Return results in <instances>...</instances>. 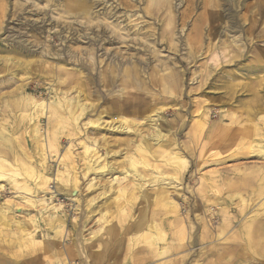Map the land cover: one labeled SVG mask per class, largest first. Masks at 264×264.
I'll return each instance as SVG.
<instances>
[{"label": "bare ground", "instance_id": "bare-ground-1", "mask_svg": "<svg viewBox=\"0 0 264 264\" xmlns=\"http://www.w3.org/2000/svg\"><path fill=\"white\" fill-rule=\"evenodd\" d=\"M24 1L30 4L32 8L30 12L37 14V12L43 11L44 15H48L52 28H58L60 22L77 23L78 20H86V30H92L91 26L92 28H95L93 27L95 25L96 28L102 26L111 34H117L118 38L124 41V38L131 34L124 35L125 33H123L127 31V28L129 29L130 25L128 26V24L136 22L135 25H132L133 28L135 27L132 36L136 40L143 41L144 32H141V20L144 18L154 20L153 16L160 13L158 16L164 15V21H167L164 32L173 34L175 30L172 0H147V5L142 9V13L138 9L133 12L129 1L120 0L118 6L126 8L120 15H112L105 8L97 10L94 1L64 0L58 2V5L55 0ZM207 1L209 4H207L208 7L203 18L204 23H207L204 26L196 24L192 27L184 49L186 57L183 59L189 66L198 61L197 58L201 56L202 49H206L208 56L211 57L207 63L209 65L206 64L204 75H200L202 71L198 72L200 80L198 81L197 77H192V83L194 81L197 83L196 87H193V91H199L205 95L216 94L217 92H213L212 87L214 78L217 77L219 80L225 81L223 83L225 90L222 96H219V104L233 108L242 107L241 112L244 115L234 118L235 115L232 116L231 112V116L223 114L225 110L222 113L219 112L220 114L215 113L213 109L209 108L214 103V97L211 100L203 99L204 101L200 103L194 102L196 106L191 114L193 119H191L190 127L192 136H186L190 140L188 141L189 146L180 141L185 136L176 134L182 128L184 120L177 115L176 123L174 121L167 122L163 115L164 105L156 106L146 116L143 125L146 128L139 129L140 123L137 124L122 114H112L107 110L99 112L100 96H96L93 103L85 104L80 91L74 90L76 95L70 97L68 90H55L49 102H44L40 100L41 98L37 100L29 94H25L27 86L24 84L13 89L12 86L16 83L19 72L23 70L22 73L24 72L26 75L33 74L28 66L31 65L32 68L36 63L35 60L28 61L29 64L25 66L26 62L17 58L18 55L25 53L22 45L11 47L10 55L0 59L1 68H8L6 70L7 79L3 76L4 78L0 79V85L3 89L12 87L10 88L11 92H8L10 93L9 98L0 97V200L12 192L10 197H5V202L1 203L0 201V236L4 243L8 246L18 243L29 252H33L31 263L43 256L42 260L48 264H67L68 261L73 264L78 256L81 255L84 258V251L83 253L80 251L76 240L79 211L84 206L86 227L92 223L96 216H99L98 223H101V228L93 235L91 234L92 238L86 240L87 264H102L108 260H114L112 264H149L150 260L158 258L164 260L171 257L184 248L180 245V241L184 230L182 225L186 221V217L183 218L184 220L181 218L183 214L179 207L182 200L188 202V198L181 191L184 192L182 182L187 169L191 167L190 162L194 160L190 157L195 158L196 168L221 164L225 161L213 159L212 157L218 153L212 155L211 152L220 151L234 144V146L239 145L245 150L243 158L240 159L254 157L259 165L243 169H224L203 178L195 190H190V197L193 201L189 202V207L193 209L192 212L196 215V219L200 217L199 214L203 213V216L208 214L217 220L216 228H210L207 224L202 227L203 230L199 236L200 242L206 241L212 232L215 233L214 237L218 240L225 231L231 229L240 220V225L236 226L238 232L230 237L233 244L222 248L220 252H217L216 247H213L208 251H193L189 257L192 255L199 258L204 257L208 261V257L215 255L217 261L215 263L210 261L207 264H242L246 261L252 264H264V213H259V209H252V206H255L254 203L261 197H263V202L256 205H259V208L264 207V74L262 76L264 73V0H257V3L250 7L243 6V0H231V7L237 9V14L234 15L229 10L228 12L223 10L221 11L223 14H220L215 3H211L210 0H204V6ZM242 9H245V12L240 17L238 13ZM166 10L167 12L163 13ZM123 16L124 20H122ZM180 20L185 21V15L182 14ZM225 20H227L228 26L222 28ZM138 21L140 22L138 23ZM243 25L247 27L244 28ZM183 30V28L180 30V34L183 33ZM203 32H207L205 38L208 39L204 48L202 44ZM229 33L231 35L241 33L246 37L247 43L244 47L247 46L249 49L248 57H246L244 48L241 50L243 46L239 37L231 40L228 44L220 38L223 35H229ZM46 39L48 42L49 36H46ZM228 46L233 51L229 52L228 59H225ZM122 50L121 52H123ZM217 50L222 51V59L218 57L220 53ZM57 56L58 54L54 53L53 57ZM144 60L146 61V59ZM227 67H232L233 70L228 71ZM126 73L125 71L124 75L126 76L123 77V82L126 83L129 76L130 83L139 88V83L133 81L131 73ZM242 73L250 78L248 77V81H244V84H235L233 81L236 79H243L239 76ZM73 77L74 74L72 76L69 72L63 71L58 73L57 82L61 81V84L65 86ZM159 77L155 81L160 84L161 92L168 97L169 102L176 101L173 99L175 96L173 94L174 83L172 84L173 75L167 73L161 74ZM80 78L79 76V80ZM208 80L210 81L206 84ZM206 89L210 90L206 92ZM1 92L3 94V91ZM239 93L241 95L247 93L251 98L244 100L241 95L237 96ZM115 95L120 99L125 96L121 89L117 90ZM243 97L245 98V96ZM120 107L121 112L123 110L126 114L127 110H136V107L124 99ZM87 116H91V118L85 120ZM106 117L109 120H106ZM43 118L46 119V125L42 134L41 119ZM213 118L217 119L214 123L211 122ZM224 122L231 123L223 125ZM83 133V153L80 155V161L84 165L83 176H93L92 179H87L85 188L91 193L86 195L84 201L79 189L77 176L79 173L75 172V170H79V163L71 148L67 149L60 163L66 162V167L74 171L72 179L65 177L62 172L56 173V177L53 178L48 164V158H54L60 151L61 136L81 137ZM28 134L31 136L32 143H35L34 149L40 151L39 162L27 148L25 137ZM120 134H124L126 137L114 138ZM42 137H44L43 143ZM76 142L79 143L80 140ZM120 146H125V149ZM117 156L121 157L122 161L118 162L119 164H114L117 163L115 160ZM231 158L234 157L229 159ZM58 159H60V154ZM249 162L251 161L249 160ZM36 165L39 166L38 169ZM127 177L130 178V182L121 186L122 180L120 179ZM100 179H104L103 183L99 182ZM52 184L55 185L54 191H52ZM55 194H57L56 198H62L65 195L69 202L68 205L75 206L74 211H77L78 217L73 218L72 230L68 228L67 206L57 207L53 204ZM48 196L51 197V200L47 199ZM103 200L105 202L98 205ZM19 205L27 207L26 209L38 210V217L31 215L32 210L27 212V219L22 223L19 218L26 211ZM213 205L219 207V215H216L214 208L211 207ZM107 208L108 211H106ZM250 211L254 214L249 215ZM135 212L137 214L133 217ZM169 216L174 217V224L181 227L177 237L175 235L170 243L167 242L160 247L150 241V233L159 230L164 222L170 220ZM199 219L203 222L202 218ZM143 224H147V231L141 230ZM124 225L127 226L122 229ZM133 226H136V229ZM130 230L141 233L137 234L134 239L130 238L126 243L119 239L122 231L127 235ZM5 238L12 241L7 242ZM160 238L161 240L166 239L164 236H160ZM126 244L128 245L125 246ZM142 244H145L146 247H139ZM145 250L151 252L130 260L133 252ZM125 252L127 253L125 254ZM1 258L2 255H0V260ZM0 264L5 263L1 261Z\"/></svg>", "mask_w": 264, "mask_h": 264}, {"label": "rangeland", "instance_id": "rangeland-1", "mask_svg": "<svg viewBox=\"0 0 264 264\" xmlns=\"http://www.w3.org/2000/svg\"><path fill=\"white\" fill-rule=\"evenodd\" d=\"M55 1H56L55 3H57L58 5V2L60 3L61 1H64V0H55ZM87 1L88 2L94 1L95 5L97 6L96 8L97 10L100 8H105V10L110 12L112 15H120L126 9L124 8V6H118V3H120V0H116V1L115 0H87ZM127 1H129L131 7H133L132 8L133 12L137 11L138 9V11L140 10L142 13V9L145 8L147 5V0H141V1L127 0ZM203 1L202 0H172V4L174 6L172 16L174 15V19H175L174 20L175 22L173 24V26H175V30L173 34H166V32H164V28L167 25L166 23L167 21H164L165 20L164 15H161V17H159L158 16L160 15L159 13L157 14V16H153L154 20L148 19V18H144L143 20H141L142 21V24H141L142 31L141 32L142 33L144 32L143 41L136 40L132 36V34L135 31L134 30L135 27L133 28L132 25H135L136 22L135 23L132 22V24L131 23L128 24V26L129 25L131 26V29L129 26V29L127 28V31H124L123 33H125L124 35L129 34V33L131 34L125 37L124 41H122L120 38H118L119 36L117 34H114V35L113 33L111 34L110 32H108L109 30H107L106 28H102V26L100 28H96V25H95L93 26L95 28H92V26L90 27L92 30L90 31L86 30L87 29L86 20H81V21L78 20L77 23L76 22H71V23L60 22V25L58 28H52V26L50 25L51 22H49V19H48L49 16L44 15L43 11H39V10L37 14L30 12L32 8L30 7V4L25 3L24 0H0V59L8 57V55H10L9 49H11V47L16 46V45H22L24 47L23 49H25V53H23L22 55H18L17 58L21 59L24 63L26 62L27 64L25 63V66H27L29 62L32 60H35L36 63L35 65H33L32 68H31V65L28 66L29 70H31V73L33 72V74L26 75L24 74V72L22 73L23 70L19 72L18 79L16 80V83H14L12 86L13 89L16 86L24 84L27 86L25 94H29L31 97L37 100L41 98L40 100L44 102H49V100L54 95L55 90L57 91L58 90H61V91L68 90L69 91L68 96L70 95V97H74L76 95V93H74L75 91H80L82 93L81 98L84 99L83 102H85V104L93 103V100L95 99V97L100 96L101 98L99 101L100 102L99 105L101 106H99V112L107 110L111 112L112 114H122L125 118H128L129 120H132L137 124L140 123L139 129L146 128L143 126L146 121V116L150 114L151 111L156 106L164 105L163 115L167 122L174 121V123H176L177 115L179 116V118L181 117L184 120V122L182 121V125H183L182 128L180 129L179 132H176V134L178 136L179 135L185 136L184 138H181L180 141L187 143L189 146L188 141L190 140L187 139V137H189V135L192 136V134H190L192 133V131H190V127H191V119H193V115L191 114H193V111L195 110V106H196L194 102L200 103V102H203L204 100H211V98L214 97L215 98L214 103H212L209 108L213 109L215 113L218 112V114H220L224 112L225 110L223 114H228L231 116L230 114L231 112L232 116L235 115L234 118L242 117L244 115V113L241 112L242 107L233 108V107H229L228 105L219 104V96H222L225 90L224 84H223L225 81H221L217 77L214 78L213 87H212L213 92H217L216 94L214 95L206 94L205 95V94L199 93V91L198 92L193 91L194 90L193 87H196L197 83L195 81L192 83V79L197 77V80L198 81L200 80L198 79L200 78L199 73L202 71L200 75H204L206 64L209 63V59L211 58L210 56H208L206 49H202V51L200 52L201 56L198 57L197 58L198 61L195 62V64H193L195 66L187 65L186 60L183 59L186 57L185 56L186 50L184 49L186 47V41L188 39V36L190 35V31L192 27L196 24L204 26L207 23V22L204 23L203 18L206 12V8L208 7L207 4L209 3L207 1L204 6ZM210 2L215 3L218 9V12H220V14L221 13L223 14V12H221L223 10L227 12L229 10V12L232 13V15H234L235 13L237 14V9L231 7V0H210ZM256 3H257V0H243V4H244L243 6H246V7H250ZM165 12H167V10L164 11L163 13ZM244 12H245V9H242L238 13V15L240 16ZM182 14L185 15V21L183 22L180 20V16H182ZM123 18L125 19L124 16L122 17V20H124ZM139 22L140 21H138V23ZM227 26H228L227 20L223 21L222 28L227 27ZM243 27L246 28L247 26L243 25ZM146 28L148 29L146 30ZM182 28L184 30H183V33L180 34V30ZM206 33L207 32L202 33L203 34V38H202L203 48L207 45V42H208L207 41L208 39L205 38L207 35ZM46 36H49L48 42H47ZM238 37H239V40L242 41L243 47L241 50H243L244 48L245 50L244 52H246V57H248L249 49L247 46L244 47L245 44L247 43L246 42L247 39L243 34L237 33L236 35H231L229 33V35L227 36L223 35L220 38L222 40H225V42L228 44V42H230L233 39H237ZM89 38L91 40L95 39L96 41L93 40L91 42ZM101 41H103L104 43ZM86 44L89 46L87 47ZM90 44H92V46H90ZM259 45H262V44H259ZM119 49L121 50L123 49L122 50L123 52H121V50ZM226 51H227L226 52V55H227L229 54V52H232L233 49H231V47L228 46ZM218 52L220 53V54L217 53L218 57L222 59L223 58V55L221 53L222 51H218ZM54 53L58 54L56 58L53 57ZM50 54L52 55L50 56ZM228 57L229 56L227 55L225 59H228ZM160 58L161 60H159ZM144 59H146L147 62ZM165 59L166 61H164ZM208 65L209 64H207V66ZM7 69L8 68L6 67L2 69L1 63H0V79L4 77L6 78ZM227 70L231 71L233 69L232 67H227ZM63 71L69 72L72 76L74 74V77L65 86L61 84V81L57 82L58 73H61ZM125 71L127 73H131L130 75L133 81L135 80L139 83V86H140L139 88L137 86H134L132 83H130L131 78L129 76L127 77L128 81L126 83L123 82V79H124L123 77L126 76L124 75ZM157 71L159 72L156 74ZM167 73H171V75H173L172 84L174 83L173 84L174 89L173 88L172 89H173V94L177 97V99L175 96L173 97V99L176 100L174 102H169L170 100H168V97L161 92L160 84L156 83L155 81V80H158V78H160L159 75L167 74ZM263 74L264 73H262V76ZM79 76L81 77L80 80H79ZM239 76H241V78H243L244 80L238 78L235 81H233L235 84H244L245 82L248 81L247 78L249 76L246 75L245 73L239 74ZM209 81L210 80H208L206 84L209 83ZM10 88L3 89L0 85V97L9 98L10 93L8 92L11 90ZM119 89L123 90V93L125 94L123 99L127 101L128 103H131L134 107H136V110L134 109L132 111L127 110V114L123 112V110L121 112L120 105L123 102V99H120L117 95H115V92ZM209 90L210 89H206V92ZM1 91H3V94ZM239 95L241 94L240 93L237 94V96ZM241 96H242L241 98L244 100H248L251 98V96L250 95L248 96L247 93H244ZM243 96H245V98ZM103 115L105 116V113ZM123 116L120 115V117H123ZM212 117H215V116H212ZM88 118H91V116H87L85 120H87ZM105 119L109 120V118L107 117ZM85 120L84 122H86ZM216 121L217 119L215 118L211 119L212 123ZM226 123L230 124L231 122H224L223 125L224 124L226 125ZM41 125L43 126V129H42V134H43V130L45 129V125H46L45 118L41 119ZM185 133H188V134H185ZM82 136H84V133L81 135V137L74 136V137L68 138V136L66 135L61 136L60 151L58 155L55 156L54 158H51V157L48 158V164H49V168L51 169L53 173V176H52L53 178L56 177L57 175L56 173L59 174V172H62L65 177L72 179L74 177L73 175L74 171L71 168L66 167L67 165L66 162L60 163L61 158L64 156L67 149L71 148V151L73 152L74 156H77V162L79 163V170H75V172L77 174L79 173L77 175L79 179V186H80L79 189L81 193V198L84 201V198L86 197V195L91 193L90 191L87 190V188H85L88 182L87 179L88 178L92 179L93 176L92 177L83 176L82 168L84 167V165H82V162L80 161V155L83 153L82 142L84 138H82ZM30 137L31 136L29 134L26 135L25 137L27 148L36 157V161L39 162L40 151H38V149L36 150L34 149L35 143L34 144L32 143ZM77 137L80 139H78ZM117 137L125 138L126 135L120 134V135L115 136L114 138H117ZM43 140H44V137H42L41 139L42 143L44 142ZM79 140H80L79 143L76 142ZM188 146L186 145L187 148ZM120 147L122 149H125V146H120ZM217 153L219 156L214 155ZM59 154H60V159H58ZM211 154L214 155L212 157L213 159H216L218 161H223V162L225 161V162L221 164H217V165H208L203 168H200V167L196 168L194 164L195 158L193 156L191 157L189 156L190 158L194 160L190 162L191 167L187 169L186 174L184 176V181L182 182L184 192L181 191V193L186 198H188V202L182 200L180 202L181 205L179 207L181 214H183L181 218L183 219L184 217H186V221L182 225L184 230H183L182 240L180 241V245L184 246V248L181 249L177 254H173L171 257H168L164 260H159V258L150 260L148 262L149 264H161V263H164V264H207V262H210V261H214L215 263L217 261V258L215 255L208 257V261H206L204 257L199 258V257H195L194 255H192L193 257L192 256L189 257L190 256L189 254L193 251L197 252L199 250L208 251V250H211V248L213 247H216L215 250L217 252L218 251L220 252L222 248L226 247L229 244H233L230 241L231 239L230 237L235 232H238V229L236 228V226L238 227L240 225V220L239 222L235 223L231 229H228L227 231H225L224 234L218 238V240L215 239L214 237L215 233L212 232L206 241L200 242L199 236L202 233V230H203L202 227H204V225L206 226L207 224L210 228H216L218 224H217V220L214 217H210L208 214H206L205 216H203V213L199 214L200 216L199 218H202L203 222H201L199 218L197 219L195 218L196 215L193 214L192 212L193 209L189 207L190 206L189 202L193 201L190 197L191 196L190 190H195L199 186V183L203 181V178L208 177L209 175L215 174L221 170H224V169L233 170L236 168H241V169L251 168L254 166H258L259 164L257 163L258 161L254 157H251L249 159H240L241 157L243 158V155L245 154V150H243L239 145L234 146L233 144L226 148L221 149L220 151L214 150L213 152H211ZM232 156L234 158L229 159ZM238 158L239 160H236ZM115 160L117 161V163H114V164H119L118 162L122 161L121 157L119 156H117ZM249 160L251 162H249ZM38 167L39 166L36 165L37 169ZM129 179H130L129 177L125 179H120L122 180L121 186H124L127 183H129L130 182ZM103 181L104 179H100L99 182L103 183ZM51 187H52V191H54L55 185L52 184ZM11 195H12V192H9L8 194H6L7 197H10ZM56 196L57 194H55L53 197V200H54L53 204H55L57 207L60 205L67 206V212L69 215L68 216V220H69L68 228L72 230L73 218L75 216L78 217L77 211L76 212L74 211L75 206H72L71 204L68 205L69 202L67 201V197L65 195L62 198H56ZM5 197H3L2 200H0L1 203L5 202L6 200ZM220 197L222 198V196ZM262 198L263 197H261L254 203L255 206H252L253 207L252 209L254 210L259 209L258 211L259 213H264V207L259 208V205L263 202ZM47 199L51 200V197L48 196ZM104 202L105 200H103L101 203L99 202L98 205H102V203ZM258 203L259 205H256ZM19 207H21V205H19ZM211 207L214 208L216 215H219V212H220L219 211L220 209H218L219 207H216L215 205ZM21 208L26 211L24 215H20V218H19L20 221L24 223L25 219H27V214H28L27 212H31L33 209H26L27 207H24L23 205ZM108 210L109 209L107 208L106 211ZM79 213L80 214H79V220H78L79 223H78V227L76 230L77 231L76 240H77V244L79 245L80 251L82 253L84 251L83 253L84 258L80 255L75 259V262L73 261L72 262L73 264H87L86 240L92 238V235L101 228V225H100L101 223H98L99 216H96L94 217L92 223L86 227V213L84 212V206L80 208ZM136 214L137 213L135 212L133 217ZM252 214L254 213L250 211L249 215H252ZM31 215L38 217V210L37 211L33 210L31 212ZM169 217H170V220L164 222V225H161L159 230L157 231L154 230L153 232L150 233L151 234L150 241L154 242L156 245L157 244L160 245V247L162 245H165L167 242L170 243L174 239L175 235L177 237L178 236L177 233L179 231V228L181 227V226L179 227L176 224H174L173 222L174 217L172 216H169ZM126 226L127 225H124L122 229H124ZM133 228L136 229V226H133ZM141 230L147 231L148 230L147 224H143L141 227ZM139 233L141 232L130 230L128 234L125 235L122 231V234L119 239L124 240L126 243L129 241L130 238L131 239L136 238L137 234ZM87 236H90V237H87ZM160 236L162 237L164 236L166 239L161 240ZM10 241L12 240H7V242H10ZM127 245L128 244H126L125 246ZM142 246L146 247L145 244L144 245L142 244L139 247H142ZM0 247L2 248L1 249L2 251L0 250V255H2L0 262L3 261L5 264H48L42 260L43 256L39 260L33 261L31 263L30 260L34 256L33 252H29L27 249H25V247L18 245V243H14L12 246H8V244L3 242V238L1 236H0ZM150 252H151L150 250L133 252L132 256L130 257L131 258L130 260L137 258L138 256H144ZM126 253L127 252H125V254ZM113 261L114 260H108L107 262H103L102 264H112ZM68 263L71 264L69 261ZM244 263L252 264L249 261L243 262L242 264Z\"/></svg>", "mask_w": 264, "mask_h": 264}]
</instances>
